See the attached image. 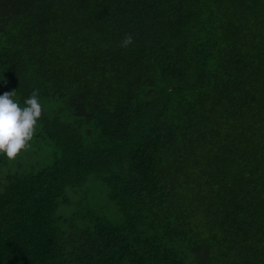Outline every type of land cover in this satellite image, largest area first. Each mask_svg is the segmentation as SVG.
Segmentation results:
<instances>
[{
	"label": "trees",
	"instance_id": "trees-1",
	"mask_svg": "<svg viewBox=\"0 0 264 264\" xmlns=\"http://www.w3.org/2000/svg\"><path fill=\"white\" fill-rule=\"evenodd\" d=\"M2 76L0 264H264V0H0Z\"/></svg>",
	"mask_w": 264,
	"mask_h": 264
},
{
	"label": "clouds",
	"instance_id": "clouds-1",
	"mask_svg": "<svg viewBox=\"0 0 264 264\" xmlns=\"http://www.w3.org/2000/svg\"><path fill=\"white\" fill-rule=\"evenodd\" d=\"M133 43V36L127 35L121 46L128 47ZM3 79V76L0 77V80ZM14 96L15 91L0 94V156L9 160L16 159L31 147L43 112V105L36 91L23 105Z\"/></svg>",
	"mask_w": 264,
	"mask_h": 264
},
{
	"label": "rangeland",
	"instance_id": "rangeland-1",
	"mask_svg": "<svg viewBox=\"0 0 264 264\" xmlns=\"http://www.w3.org/2000/svg\"><path fill=\"white\" fill-rule=\"evenodd\" d=\"M34 157H35V165L38 167L45 166L50 163L49 158V149L50 145L48 143H34Z\"/></svg>",
	"mask_w": 264,
	"mask_h": 264
}]
</instances>
